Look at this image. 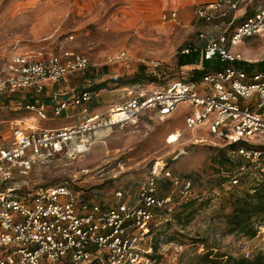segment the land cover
<instances>
[{
    "label": "built area",
    "instance_id": "obj_1",
    "mask_svg": "<svg viewBox=\"0 0 264 264\" xmlns=\"http://www.w3.org/2000/svg\"><path fill=\"white\" fill-rule=\"evenodd\" d=\"M251 1L217 0L201 5L194 10V20L220 25L230 21L232 26L235 14ZM178 14V10L166 12L162 20L180 26ZM261 37L264 7L237 24L228 37L206 44V60L219 58L229 66L198 81L184 79L166 88L137 83L127 89L122 102L101 113H91L87 107L95 97L91 91L73 93L69 100L56 94L51 107L27 105L30 117L11 123L8 134L0 131V264H162L153 258L154 250L148 245L153 224L160 214L173 212L176 197L187 198L194 188L191 179L174 175L165 163L158 161L150 168L135 199L118 191L109 203L76 189L78 179L23 195L9 185L17 177H28L41 159L50 160L64 152L83 154L90 147V135L124 128L147 113L164 121L174 116L182 103L192 108L185 118L186 131H203L206 136L196 143L237 145L232 154L264 175V73L249 74L236 68V64L252 63L232 50L245 40ZM190 52L185 49L182 55ZM105 62L109 66L128 65L133 59L119 52ZM91 67L88 57L71 51L16 54L0 69V99L27 92L42 96L69 76ZM148 67L157 75L161 64L151 62ZM71 108L83 109L84 117L77 125L41 128L39 123L48 120L49 111L61 117ZM245 168L240 167L239 176ZM82 173L89 174V170ZM239 176L230 180L231 186L240 184ZM162 184L172 189L169 195H161ZM256 237L248 242H257L255 249L241 247L246 259L254 258L256 252L264 255V225Z\"/></svg>",
    "mask_w": 264,
    "mask_h": 264
},
{
    "label": "rangeland",
    "instance_id": "obj_2",
    "mask_svg": "<svg viewBox=\"0 0 264 264\" xmlns=\"http://www.w3.org/2000/svg\"><path fill=\"white\" fill-rule=\"evenodd\" d=\"M252 4L253 8L263 7L264 0H252L247 6ZM122 6L119 0H98L92 6L79 5L78 0H0V69L16 54H82L91 60L92 67L60 83L59 93L75 94L90 82L105 84V89L87 107L89 111H106L126 97L129 82L140 75L146 79L142 83L153 88H166L191 75L193 67L178 66L182 51L188 47L203 49L209 41L228 37L233 31L229 21L224 25L197 23L194 10L187 24L163 25L161 20L160 26H153L136 20ZM244 15L252 13L245 14L243 6L236 17ZM232 50L250 63L259 64L264 58V38L245 40ZM119 52L128 53L132 64L107 65L106 58ZM151 62L161 64L156 81L148 78ZM18 104L0 102L1 132L8 134L11 123L30 117ZM82 110L72 108L61 117L49 111L48 120L39 124L43 129H57L61 124L74 127L84 117ZM191 111L182 103L174 116L164 121L147 113L124 128L90 135V147L83 154L64 152L50 160L41 159L28 177H17L9 186L19 188L23 195L39 187L59 186L78 179L75 188L101 203L113 202L118 191L135 199L150 168L159 161L168 165L174 175L191 179L194 184L190 196L176 197L173 212L160 214L161 218L153 224L148 245L158 251L159 261L198 264L196 257L207 251L240 258L243 245L255 249L257 242L250 244L242 235L227 234V217L233 211L231 198L237 192L226 184L225 178L227 171L234 173L239 160L230 152L229 145L196 143V139L206 136L203 131H186L185 118ZM85 170L89 174L82 173ZM25 183L28 188L24 189ZM171 192L169 185H161L162 196ZM191 202L195 206L186 210Z\"/></svg>",
    "mask_w": 264,
    "mask_h": 264
},
{
    "label": "trees",
    "instance_id": "obj_3",
    "mask_svg": "<svg viewBox=\"0 0 264 264\" xmlns=\"http://www.w3.org/2000/svg\"><path fill=\"white\" fill-rule=\"evenodd\" d=\"M241 21L242 20L234 21L232 25L233 29ZM229 23L230 21L227 24ZM187 49H191L190 54H181V56L179 57L178 66L180 68L191 66L193 67L191 69L193 73H191V75H185L181 80L189 79L198 81L206 75L222 71L229 66V64L227 65L226 63H222L219 58H215L211 61L206 60L203 57V49H200L198 47H188ZM235 67L238 69H242L248 72L249 74H255L260 72L264 73V62H260L259 64L240 63L236 64ZM161 70L162 69L160 68L157 75H153L151 72L148 71V78H151V80L156 81V78L159 77ZM140 76L137 77L135 80L130 81L129 85L132 86L137 83H142L144 80H146L145 76ZM105 87V84L92 85L89 89L84 88L80 92L91 91L95 94L96 97V95L103 91ZM71 96H68L67 98H60L64 100H69ZM229 148L230 152L233 153L238 148V146L229 145ZM238 160L239 161L236 165L237 168L234 173H230V171H227L229 173H227V177L225 178L226 184H228L232 190H235V192H237V195H233L231 198V205L233 207V211L227 217V234L242 235L243 237L251 241L257 238L256 236H258L259 227L264 225V175L261 174L258 169L256 170L253 164L247 163L243 159ZM242 166L246 167V172L239 176L238 170ZM235 176H239L240 184L236 187H233L231 186L230 180ZM247 185H249V187L247 190H245ZM194 206L195 204L191 202L188 203L185 208L186 210H190ZM157 257L158 251H155L153 258L158 259ZM196 260L198 264H264V255L261 253H256L254 258L246 259L244 256L240 258L220 256L218 254H214L213 252L207 251L203 255L197 256Z\"/></svg>",
    "mask_w": 264,
    "mask_h": 264
},
{
    "label": "crops",
    "instance_id": "obj_4",
    "mask_svg": "<svg viewBox=\"0 0 264 264\" xmlns=\"http://www.w3.org/2000/svg\"><path fill=\"white\" fill-rule=\"evenodd\" d=\"M97 1L98 0H78V3H79V5L81 4V5L92 6V5L97 4ZM103 1H109V0H103ZM119 1L122 2V4H123L122 8L124 9V11L127 12L129 15H131L136 20H142L144 22H147L149 25L160 26L164 12L166 13V12H170L173 10H178L180 23L187 24L190 22L192 15L194 14V11L192 14V10H195L196 7L201 6V5L214 3L217 0H119ZM245 5H244L245 14L250 12V13H252V15L264 7L263 6V7L253 8L254 4H252L250 7H249V5L247 6V4H245ZM236 14L234 16L236 20H244L246 18L244 15L243 17L238 19V17H236ZM194 15H193V19H194ZM164 24H166V23H163V25ZM60 85L61 84L56 85L53 89L47 91L44 95L39 96V97L35 96V94H33V93L27 92V93H21L18 96L11 97V98H7V97L2 98V99H0V102L4 103L6 105L8 103L10 104V103H14V102L17 105H19L18 103H20L21 105H23L24 110H25V107L27 105H34L37 103H39V104L42 103V104L47 105L48 107H51L53 105V101H54L53 99H54L56 94H59L60 97H62V98H67L68 96H71V95H65L63 93L60 94L59 93ZM97 96L98 95H96V97ZM96 97H94V99ZM69 111L65 112L62 116H66V114ZM25 112L28 115H30V113L27 112L26 110H25ZM90 112L91 113H101V112H105V111L96 109L95 111L92 110ZM66 126L67 125L61 124V126H59L57 128L66 127ZM55 128H52V129H55Z\"/></svg>",
    "mask_w": 264,
    "mask_h": 264
},
{
    "label": "bare ground",
    "instance_id": "obj_5",
    "mask_svg": "<svg viewBox=\"0 0 264 264\" xmlns=\"http://www.w3.org/2000/svg\"><path fill=\"white\" fill-rule=\"evenodd\" d=\"M179 137H180V135L177 133V134H176V139H179Z\"/></svg>",
    "mask_w": 264,
    "mask_h": 264
}]
</instances>
